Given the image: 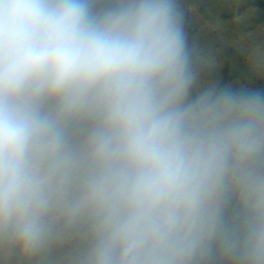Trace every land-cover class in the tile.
<instances>
[{
    "label": "clouds",
    "instance_id": "clouds-1",
    "mask_svg": "<svg viewBox=\"0 0 264 264\" xmlns=\"http://www.w3.org/2000/svg\"><path fill=\"white\" fill-rule=\"evenodd\" d=\"M189 18L0 0V264H264V90Z\"/></svg>",
    "mask_w": 264,
    "mask_h": 264
},
{
    "label": "rangeland",
    "instance_id": "rangeland-1",
    "mask_svg": "<svg viewBox=\"0 0 264 264\" xmlns=\"http://www.w3.org/2000/svg\"><path fill=\"white\" fill-rule=\"evenodd\" d=\"M247 1L184 0L190 13L192 37L214 52V71L220 81L234 87L264 90V74L252 67L256 50L264 53V24L254 27V21L264 15V9L251 7L238 15V9Z\"/></svg>",
    "mask_w": 264,
    "mask_h": 264
},
{
    "label": "trees",
    "instance_id": "trees-1",
    "mask_svg": "<svg viewBox=\"0 0 264 264\" xmlns=\"http://www.w3.org/2000/svg\"><path fill=\"white\" fill-rule=\"evenodd\" d=\"M251 7H261V8L264 9V1H262V0H255V1L248 0L245 4H243L238 9V15H240L242 12L246 11L247 9H249ZM261 24H264V15H262L261 17L257 18L254 21V27L258 26V25H261ZM189 32H190V35L192 36L193 34H192L190 28H189ZM227 72H228V67L226 66L225 67V79L227 77Z\"/></svg>",
    "mask_w": 264,
    "mask_h": 264
}]
</instances>
